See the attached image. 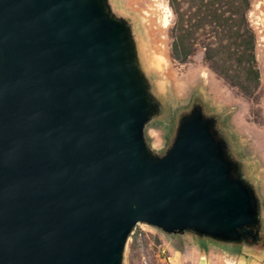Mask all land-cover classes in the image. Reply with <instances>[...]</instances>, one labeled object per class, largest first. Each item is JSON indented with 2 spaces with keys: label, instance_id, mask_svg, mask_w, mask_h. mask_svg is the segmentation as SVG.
Instances as JSON below:
<instances>
[{
  "label": "water",
  "instance_id": "obj_1",
  "mask_svg": "<svg viewBox=\"0 0 264 264\" xmlns=\"http://www.w3.org/2000/svg\"><path fill=\"white\" fill-rule=\"evenodd\" d=\"M170 101L116 0H0V264H125L138 224L249 251L258 179L202 103L164 153Z\"/></svg>",
  "mask_w": 264,
  "mask_h": 264
},
{
  "label": "rangeland",
  "instance_id": "obj_2",
  "mask_svg": "<svg viewBox=\"0 0 264 264\" xmlns=\"http://www.w3.org/2000/svg\"><path fill=\"white\" fill-rule=\"evenodd\" d=\"M116 2L123 14L138 22L152 74L170 99L165 114L146 127L150 145L164 153L180 114L203 92L209 108L227 113L223 123L233 133L240 155L253 165L264 206V0ZM241 260L264 264V258L249 251L200 244L142 223L131 233L125 253V264Z\"/></svg>",
  "mask_w": 264,
  "mask_h": 264
},
{
  "label": "flooded vegetation",
  "instance_id": "obj_3",
  "mask_svg": "<svg viewBox=\"0 0 264 264\" xmlns=\"http://www.w3.org/2000/svg\"><path fill=\"white\" fill-rule=\"evenodd\" d=\"M205 96L203 94V92H198L195 94L194 98H193V103H202L204 106V109L206 112H208L209 114L213 115L216 117L217 119V124H218V128L220 130V132L224 135V137L226 138V140L228 141L231 151H233L234 155L236 156V159H238L239 161L242 162V165L244 168H246L248 171H252L253 169V165L244 157H242L240 155V150L239 147L237 146L235 137L233 135V133L225 126V124L223 123L227 113L225 112H216L215 110L209 108V106L207 105V102L204 100ZM167 109V106H164L161 110L160 113V117L165 114V110ZM254 250H264V227L261 229V235L259 240L257 241V243H255ZM237 251H244V248L241 249H237Z\"/></svg>",
  "mask_w": 264,
  "mask_h": 264
},
{
  "label": "crops",
  "instance_id": "obj_4",
  "mask_svg": "<svg viewBox=\"0 0 264 264\" xmlns=\"http://www.w3.org/2000/svg\"><path fill=\"white\" fill-rule=\"evenodd\" d=\"M205 247V246H204ZM240 263L239 264H243L242 262H243V260H241V261H239ZM203 264H204V262H203ZM244 264H262L261 262H258V260H246V261H244Z\"/></svg>",
  "mask_w": 264,
  "mask_h": 264
}]
</instances>
